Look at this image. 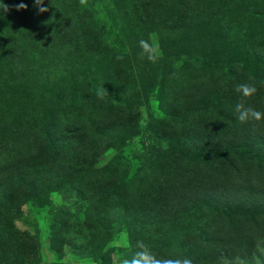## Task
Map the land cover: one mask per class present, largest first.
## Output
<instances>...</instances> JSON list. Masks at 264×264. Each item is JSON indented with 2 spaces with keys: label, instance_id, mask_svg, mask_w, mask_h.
Instances as JSON below:
<instances>
[{
  "label": "rangeland",
  "instance_id": "obj_1",
  "mask_svg": "<svg viewBox=\"0 0 264 264\" xmlns=\"http://www.w3.org/2000/svg\"><path fill=\"white\" fill-rule=\"evenodd\" d=\"M3 3L0 162L45 139L51 167L13 177L16 212L0 194V264H123L145 247L157 259L197 264L185 244L192 237L211 245L206 236L219 252L207 264L249 262L241 251L257 252L264 229V193L256 190H264V156L235 173L222 151L253 146L264 155V119L241 123L235 113V86L255 78L262 80L246 106L264 113V66L250 71L226 56L247 51L250 32L239 25L247 14L264 20V0L224 12L227 24L237 17L235 28L211 16L216 0H44L43 13L35 0ZM141 39L155 47V62L141 57ZM72 130L106 147L91 171L75 168L83 158L45 135ZM198 169L209 183L189 182Z\"/></svg>",
  "mask_w": 264,
  "mask_h": 264
},
{
  "label": "trees",
  "instance_id": "obj_2",
  "mask_svg": "<svg viewBox=\"0 0 264 264\" xmlns=\"http://www.w3.org/2000/svg\"><path fill=\"white\" fill-rule=\"evenodd\" d=\"M240 1L241 0H216V4L213 5V7H215V12H213L211 16H217L218 19L220 20V25L223 28L230 27V26H233V28L238 27V25L235 24L237 22V17L233 16V18L230 19L229 21L230 24H227L225 21V18H228V17L226 16L227 15H238L237 14L238 5L242 7H244L243 4L256 5V2H258L259 0H242V2ZM133 3L136 5V10H139L141 8L140 1H134ZM130 8H134V6L131 5ZM203 12H206V10ZM224 12L227 15H224L223 14ZM245 14H247V12ZM206 15H208V11ZM247 16L250 18L245 19V21L243 20L244 22H242L239 25L240 28H243V29L246 28V30L250 32L249 38L247 39V41H249V43L247 44L248 45L247 51L243 52L240 48L234 51L233 54L227 55L226 58H232L237 63L241 65L244 64L247 70H249L248 68H250V71H253L254 69L261 68L262 66H264V20L259 21V18L255 16L253 17L250 14H247ZM212 21L213 20H211V23ZM127 62L128 61H126V63ZM194 64L197 65L198 63L195 62ZM205 71L210 75L213 74V71L209 69H205ZM219 71L221 72L222 76L228 79H233L228 71V66H220ZM252 76H253V73H252ZM261 80L262 79L255 78L252 81H253V84H255V83L260 82ZM215 87L217 88L216 90L218 92H221V88H224V86H221V85H215ZM228 88L229 87L225 86V89H228ZM42 126L43 125H39L38 123V128ZM45 135H47V138L49 140L54 141L53 143L56 149L59 148L58 146L63 147L65 145L67 147V155H69L70 158L74 160L78 159L79 157L83 158V162H81L78 166L75 167L78 170L80 169L81 172L91 171L92 162L93 163L95 162L93 155H95L96 153L100 154L106 148V147H103L101 141L98 138L93 136L94 134L92 132L89 134L85 130H72L66 133H59L57 136H55L52 132L47 131ZM101 136H104V134H102ZM144 139H146L147 141H151L152 138H151L150 133H147ZM258 141L261 142V139H258ZM232 149L234 150L232 151L223 150L222 153L227 154V155L230 154L231 157L234 158L233 159L234 163L229 164L226 169L231 168V171L234 170L235 173H236V170L239 169L241 166L243 167L245 166L247 160L258 161L264 156V155H261V153H259L258 147L251 146L249 148L250 151L252 150L251 152L246 151V150H245L246 152H243L239 148H236V147ZM50 152H51V148L46 144L45 139L43 140L40 139V140H35V141L32 140L31 144H29V148H27L25 153L23 151L21 155H17L16 153H13L10 157H6L3 154V158L1 159L2 162H0V194L2 196L3 202L7 205L9 211L16 212L15 208H17L16 205L18 204L15 199L16 194H17L16 188L18 187L15 186L13 177H19L20 175L24 176L25 174L29 176L30 174H32L30 170L33 172V168L30 169V167H34V166H37L40 172H45L44 170L51 165L50 163L51 160L48 158V156L50 155ZM249 155H250V157H248L249 159L243 158ZM6 165H8L11 169L9 168L8 170L5 167ZM50 167L47 169V171L50 170ZM3 169H4V172H3ZM194 172H195L193 173L194 177L193 179L191 177V179H189V182L193 184L195 183L194 178H197L198 179L197 182H200L202 185H204L205 183L206 184L209 183L210 173L207 172L206 174V171L201 170V169H198L197 171L194 170ZM211 172L217 175L216 169H212ZM247 172L251 173V170ZM219 177H221V175H219ZM170 178H174V177L171 176ZM107 181H109V178L107 179ZM3 182H10L13 186L10 189H8ZM216 183L219 185L218 180H216ZM196 189H199V187H197ZM256 190L260 194L261 192L264 193V190L262 189H256ZM248 212L249 214H251L250 211ZM10 215L11 217L14 216L12 213H10ZM17 215H15V217ZM5 223L9 224V222H5ZM115 225L118 226V224H115ZM214 232L215 231H213L212 234ZM205 238L212 241L210 242L211 245L209 244V242H206V240H203L201 241L200 244H198L195 241V239L192 237H190L191 239L190 245L185 244V250H188V253L192 252V258L194 260L196 259L197 264H207L209 262H212L213 259L216 258L217 254L219 253V252L213 253V245L215 244V239L208 238L207 236ZM190 239L187 238L185 239V241L188 243ZM259 240H260V246L258 247L257 252L255 251L254 253H252L250 251L246 254L245 252L247 251V248L246 250L241 251V253H243V256H247L250 258L249 262L245 264H264V229L261 232V236ZM239 259H241V257ZM4 261H7L6 257L3 259V262Z\"/></svg>",
  "mask_w": 264,
  "mask_h": 264
},
{
  "label": "clouds",
  "instance_id": "obj_3",
  "mask_svg": "<svg viewBox=\"0 0 264 264\" xmlns=\"http://www.w3.org/2000/svg\"><path fill=\"white\" fill-rule=\"evenodd\" d=\"M83 3V0H81ZM0 4H2V9L0 12H7L8 5L3 3V0H0ZM44 0H35V6L38 8V11L43 13L48 11L46 7H43ZM26 4L17 5V11L21 9H26ZM139 46L142 49L140 55L144 57L145 55L150 61L155 62L158 58L155 47L151 45L148 41L141 39L139 42ZM235 91L239 94L240 99L235 105V113L236 118L241 123H247L249 121H260L264 119V113L252 108L250 106H246L247 99L251 98L256 92L257 88L255 85L250 83H240L235 86ZM107 90L103 87L97 89L96 95L98 98L103 99L105 95H107ZM123 264H192L190 259H171V258H160L157 259L146 247L136 252L131 259H125Z\"/></svg>",
  "mask_w": 264,
  "mask_h": 264
}]
</instances>
